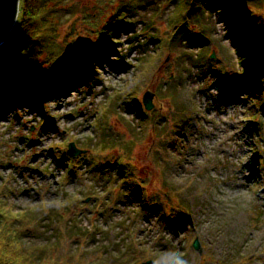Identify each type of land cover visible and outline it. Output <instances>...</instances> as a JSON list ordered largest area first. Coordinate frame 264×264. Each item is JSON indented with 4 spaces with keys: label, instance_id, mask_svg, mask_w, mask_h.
<instances>
[{
    "label": "rangeland",
    "instance_id": "1",
    "mask_svg": "<svg viewBox=\"0 0 264 264\" xmlns=\"http://www.w3.org/2000/svg\"><path fill=\"white\" fill-rule=\"evenodd\" d=\"M66 2L62 27L76 21L85 43L121 15L69 89L1 110L0 189L10 219L26 215L24 243L48 264H133L144 250L150 264H264V58L237 57L224 0ZM239 6L264 23V0ZM71 141L85 152L72 158Z\"/></svg>",
    "mask_w": 264,
    "mask_h": 264
},
{
    "label": "trees",
    "instance_id": "2",
    "mask_svg": "<svg viewBox=\"0 0 264 264\" xmlns=\"http://www.w3.org/2000/svg\"><path fill=\"white\" fill-rule=\"evenodd\" d=\"M191 1L196 3L197 0ZM232 1L238 6L231 5ZM66 3V0H20L17 19L0 45V117L2 109L9 110L15 116L23 105H37V95L46 98L66 91L77 79L80 68L86 62L96 61L97 57L94 55L97 50L106 47L109 49L108 40L114 35L111 34V29L117 24L120 9L116 13H110L105 25L99 29V37L85 43L82 38L85 31L77 27L76 21L67 22L62 27L60 12L69 7ZM129 3L127 1L126 5L117 8H128ZM239 3L242 0H224L220 7L237 57L243 63L249 60L248 64L251 66L257 59L251 61L254 56L249 54L254 48H258L264 58V23L248 22L250 16ZM249 35H257L256 41L245 45ZM77 45L89 47L79 61L75 57ZM4 157L11 158L8 154ZM10 191L7 187L0 189V264H48L41 257L45 246L38 245L34 248L26 245L24 237L27 232H21L17 228L18 223L14 224L18 220L22 222V217L26 218V215L10 219L7 214L8 203L3 197ZM146 252L148 251L144 250L141 253ZM138 256L134 261L139 260Z\"/></svg>",
    "mask_w": 264,
    "mask_h": 264
},
{
    "label": "water",
    "instance_id": "3",
    "mask_svg": "<svg viewBox=\"0 0 264 264\" xmlns=\"http://www.w3.org/2000/svg\"><path fill=\"white\" fill-rule=\"evenodd\" d=\"M19 0H0V45L4 42L6 36L13 27L18 13ZM153 94L149 91L143 95V102L147 109L152 107ZM70 151L73 153H79V150L73 143L69 144ZM193 246L198 249L199 244L197 240L193 243Z\"/></svg>",
    "mask_w": 264,
    "mask_h": 264
},
{
    "label": "clouds",
    "instance_id": "4",
    "mask_svg": "<svg viewBox=\"0 0 264 264\" xmlns=\"http://www.w3.org/2000/svg\"><path fill=\"white\" fill-rule=\"evenodd\" d=\"M171 259L175 261V264H187L186 260H184L181 256H173Z\"/></svg>",
    "mask_w": 264,
    "mask_h": 264
}]
</instances>
